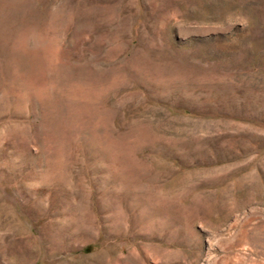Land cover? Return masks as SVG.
I'll return each mask as SVG.
<instances>
[{
	"label": "rangeland",
	"instance_id": "obj_1",
	"mask_svg": "<svg viewBox=\"0 0 264 264\" xmlns=\"http://www.w3.org/2000/svg\"><path fill=\"white\" fill-rule=\"evenodd\" d=\"M0 264H264V0H0Z\"/></svg>",
	"mask_w": 264,
	"mask_h": 264
},
{
	"label": "bare ground",
	"instance_id": "obj_2",
	"mask_svg": "<svg viewBox=\"0 0 264 264\" xmlns=\"http://www.w3.org/2000/svg\"><path fill=\"white\" fill-rule=\"evenodd\" d=\"M28 54V53H27ZM19 57V56H18ZM66 72V71H65ZM74 74V73H73ZM65 76H66V74H65ZM73 76H75V75H73ZM81 76V75H80ZM70 77V76H69ZM80 79V78H79ZM82 79V78H81ZM92 79V78H91ZM115 80H116V77H115ZM121 80V79H120ZM119 80V81H120ZM90 81V80H89ZM94 81V80H93ZM98 81V80H97ZM113 81V80H112ZM117 81V80H116ZM77 82V81H76ZM114 82V81H113ZM28 83V82H27ZM55 83V82H54ZM62 83V82H61ZM79 83H80V81H79ZM84 83V82H83ZM90 83V82H89ZM102 83V82H101ZM100 83V84H101ZM66 84V83H65ZM64 84V85H65ZM68 84V83H67ZM91 84H92V82H91ZM90 84V85H91ZM99 84V83H98ZM54 85V84H53ZM101 85H103V84H101ZM109 85H111V84H109ZM57 86V85H56ZM88 86V85H87ZM28 87V86H27ZM58 87V86H57ZM80 87V86H79ZM95 87V86H94ZM98 87V86H97ZM108 87V86H107ZM110 87V86H109ZM112 87V86H111ZM77 88V87H76ZM84 88H86V87H84ZM105 88H106V86H105ZM36 89V88H35ZM82 89V88H81ZM90 89V88H89ZM88 88H87V90H89ZM96 89V88H95ZM113 89H114V86H113ZM22 90V89H21ZM38 90V89H37ZM63 90V89H62ZM81 91V90H80ZM86 91V90H85ZM93 91V90H92ZM111 91H112V89H111ZM70 93V92H69ZM116 93V92H115ZM78 94V93H77ZM81 94V93H80ZM97 94V93H96ZM79 95V94H78ZM93 95V94H92ZM48 96V95H47ZM58 96V95H57ZM81 96V95H80ZM108 96V95H107ZM28 97V96H27ZM39 97H41V96H39ZM25 98V97H24ZM79 98V97H78ZM101 98V97H100ZM28 100H30V99H28ZM46 100V99H45ZM69 100V99H68ZM74 101V100H73ZM102 101H103V99L101 100V103H102ZM105 101V100H104ZM72 102V101H71ZM87 102V101H86ZM107 102V101H106ZM41 103V102H40ZM57 103H58V101H57ZM90 103H92V102H90ZM44 104V103H43ZM59 105V104H58ZM63 105V104H62ZM69 105V104H68ZM92 105V104H91ZM41 106V105H40ZM87 106V105H86ZM79 107H80V105H79ZM89 107V106H88ZM100 107V106H99ZM47 108V107H46ZM102 108V107H101ZM104 108V107H103ZM109 108V107H108ZM74 109V108H73ZM86 110H87V108H86ZM79 111V110H78ZM88 111V110H87ZM96 111V110H95ZM46 112V111H45ZM70 112V111H69ZM80 112V111H79ZM101 112H102V110H101ZM104 112V111H103ZM102 112V113H103ZM53 113V112H52ZM97 113V112H96ZM99 113V112H98ZM79 114V113H78ZM51 115V114H50ZM88 115V114H87ZM108 114L106 113V116H107ZM78 116V115H77ZM94 116V115H93ZM96 116V115H95ZM94 116V117H95ZM97 118V117H96ZM98 119H99V117H98ZM96 121H98V120H96ZM98 122H100V121H98ZM95 123V122H94ZM46 124V123H45ZM48 124V123H47ZM96 124V123H95ZM94 124V125H95ZM100 124V123H99ZM100 126H101V124H100ZM97 128V127H96ZM59 129V128H58ZM78 130V129H77ZM98 131H99V129H98ZM86 132V131H85ZM96 134V133H95ZM113 134V133H112ZM106 140V139H105ZM99 141H101V140H98V137L97 138H95V140H93L92 142L93 143H96V144H99ZM87 142V141H86ZM117 143V142H116ZM61 144V143H60ZM95 146V145H94ZM108 147H109V144L107 145ZM107 146H105V147H103V146H100V147H102V148H104V153L105 154H107V156H108V154H110V150H109V148H107ZM49 148V147H48ZM58 148V147H57ZM115 148V147H114ZM50 150V149H49ZM133 150V149H132ZM44 151V150H43ZM118 151V150H117ZM124 151V150H123ZM49 158V157H48ZM47 158V159H48ZM58 161V160H57ZM57 161H52V162H50L49 164H48V168H49V171L50 172H57V173H59L58 175L59 176H62V178H64L63 177V172H64V167H66V166H62V164L60 163V160L57 162ZM62 161V160H61ZM113 162H116L114 159L112 160ZM66 163V162H65ZM66 165H68V164H66ZM60 173H62V174H60ZM66 174V173H65ZM66 176V175H65ZM112 177H117V176H112ZM119 177H121V175H119ZM67 178V177H66ZM67 180V179H66ZM121 180L122 179H120V182H121ZM61 182V181H60ZM64 183V182H63ZM120 210V209H119ZM121 211V210H120ZM122 213V212H121ZM116 214V213H115ZM119 215H120V213H118ZM115 217V216H114ZM123 217H124V215H123ZM123 217H118V218H121V219H123ZM115 219H116V217H115ZM116 223V222H115Z\"/></svg>",
	"mask_w": 264,
	"mask_h": 264
}]
</instances>
